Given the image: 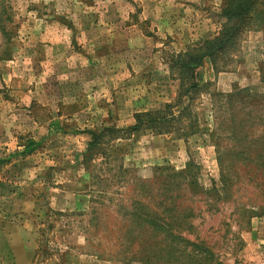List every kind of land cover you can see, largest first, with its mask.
Returning <instances> with one entry per match:
<instances>
[{
    "label": "rangeland",
    "instance_id": "rangeland-1",
    "mask_svg": "<svg viewBox=\"0 0 264 264\" xmlns=\"http://www.w3.org/2000/svg\"><path fill=\"white\" fill-rule=\"evenodd\" d=\"M159 1L0 0V193L32 264H264V0L167 133L87 151L90 132L175 104L171 60L212 37L184 48L186 0ZM226 2L199 1L195 27L217 37ZM34 120L35 139L19 130Z\"/></svg>",
    "mask_w": 264,
    "mask_h": 264
},
{
    "label": "trees",
    "instance_id": "trees-1",
    "mask_svg": "<svg viewBox=\"0 0 264 264\" xmlns=\"http://www.w3.org/2000/svg\"><path fill=\"white\" fill-rule=\"evenodd\" d=\"M257 0H227V5L223 10V15L230 21L220 31L217 37L204 40L199 46L193 47L185 52L175 56L170 65V76L175 79L173 72L175 68L181 72L178 78L180 84L178 88L177 102L175 104H166L158 110L139 112L134 115L135 123L132 126L117 129L115 127H104L100 132H90L92 140L88 144V150L101 144L103 137L108 133H119L121 136L138 135L142 130H154L157 134L167 133L181 116L189 111L192 103V93L198 90L202 82L203 75L201 69L206 59L214 64L218 56L233 43L235 33H238L240 26L246 25L252 7ZM231 21L235 23L231 26ZM186 104V105H185ZM179 109L177 115L173 109ZM34 142H29L25 146V154L34 151Z\"/></svg>",
    "mask_w": 264,
    "mask_h": 264
},
{
    "label": "crops",
    "instance_id": "crops-1",
    "mask_svg": "<svg viewBox=\"0 0 264 264\" xmlns=\"http://www.w3.org/2000/svg\"><path fill=\"white\" fill-rule=\"evenodd\" d=\"M161 1L162 0H160L157 4L161 3ZM199 1H202V0H186L183 3V6L184 7L186 6L187 9L185 10L184 14L180 13V17L183 16L181 19L184 21V23H186V26H185L186 29H184L185 34L181 35V37L184 38V40L181 41L180 44L184 46V48L185 46L189 45L190 43L194 41L200 42L199 39L203 38V35L205 34L206 35L211 34L212 37H208V38L205 37L206 39L203 38L204 40L212 39L214 38V35L217 34V30H218L217 26L213 27L212 25H210L209 27H207V26H204L203 23L201 22L202 23V25H200L201 27H198V28L195 27V25L197 24L196 17H198L197 16L198 12H195L197 9L196 4H200ZM193 12H195L194 15H193ZM167 72L170 75V70L167 69ZM33 123L34 124H32V127H30V125L29 127L28 125H26L25 127H22L19 130L25 133L27 132V128H30L29 130H33V131H30V132H33L31 136H34V139H35L37 138V135H38V122L34 120ZM134 123H135V120H134ZM134 123L126 127L132 126ZM52 125L53 124L51 123L49 125L50 131L52 130ZM94 132L96 131L94 130ZM87 141L88 142L90 141L89 137ZM26 159L27 158H24V160ZM33 169L34 171L36 170V168H33ZM35 172H38V171H35ZM7 188H8V185H6V188L2 189L3 191L2 193H0V260L5 259V258H11L13 261L12 264H32V260L36 253V237L31 231H27V230H22L23 236L22 234L17 236L18 234L15 232L11 234L9 230L10 222H8V220L10 219L9 218L10 216L9 214H7L9 212L6 213L2 209V204L4 202L2 201V197L8 194H11L7 190ZM14 196L15 194H12L10 195L9 198H13ZM37 200H38L37 196H34V197L32 196L31 199L21 200L20 205L24 207L22 211H25V212L31 211L32 207H34L36 203H38ZM27 206H30L28 207L30 208L29 210H26Z\"/></svg>",
    "mask_w": 264,
    "mask_h": 264
}]
</instances>
